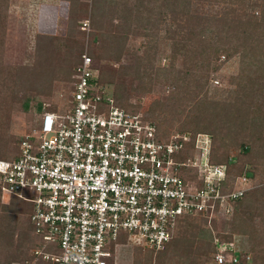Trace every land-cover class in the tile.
Here are the masks:
<instances>
[{
	"label": "built area",
	"instance_id": "obj_1",
	"mask_svg": "<svg viewBox=\"0 0 264 264\" xmlns=\"http://www.w3.org/2000/svg\"><path fill=\"white\" fill-rule=\"evenodd\" d=\"M75 71L68 111L45 110L15 156L0 159L2 201L29 203L42 241L27 264H117L119 250L131 244L158 253L184 220L206 218L212 231L215 215L231 214V201L243 206L252 180L211 163L210 135L160 139L143 109L116 105L87 48ZM214 244L216 264H243L241 238Z\"/></svg>",
	"mask_w": 264,
	"mask_h": 264
},
{
	"label": "trees",
	"instance_id": "obj_2",
	"mask_svg": "<svg viewBox=\"0 0 264 264\" xmlns=\"http://www.w3.org/2000/svg\"><path fill=\"white\" fill-rule=\"evenodd\" d=\"M68 1L70 2L68 36H71L79 23L78 15L87 14V12L86 9L77 12L72 0ZM206 1L236 5L241 8H247L249 5V0ZM92 2L95 6L94 11L98 9L99 4L104 10L100 15L96 11L90 13L92 26L90 33L94 35V43L97 42V37H106V44L109 48L114 47L117 41L123 45L133 31L128 13L120 17L111 16L110 21H107L106 16L110 17L116 5L106 4V1L92 0ZM182 15L185 16V23L180 28L184 30V34L182 39L177 41V51L175 50L171 58L175 61L177 52H181L186 57L185 65L176 72L175 81L170 83L169 102L163 103L158 115L147 114L146 119L156 123L160 139L169 138L170 132L167 130L170 127L168 126L175 123H180L185 127L178 132L180 134L191 133L193 137L197 134L210 135L212 138L211 163L226 165L228 175L233 178L246 174L249 176L253 186L245 193L242 202L247 200L253 202L256 209L245 211L244 207L231 201L232 212L227 217L225 228L222 231L215 230L211 233L213 247L208 252L210 254L208 264H216L214 262L216 249L214 239L226 244L233 243L235 239L242 237H246L247 242L241 239L240 247L243 250L237 253V257L243 261V264H264V21L259 15L251 12H245L241 19L208 18L189 11H185ZM117 19L120 22L118 25H113ZM105 22H108L109 27ZM79 33L87 35L85 32L80 31ZM55 40L57 39L53 36L38 35L39 57L35 65L16 68V91L13 98L22 102L25 110L29 108L30 103L26 97L27 91L33 87V83L45 81L46 77H50L49 84L51 85L55 80L57 71L52 69L51 63L53 62L54 67H58L59 73L64 72L61 75L65 76L64 79L67 81L66 97L71 101L75 70L81 63L86 47L83 42L73 39V45H70L66 53H63L54 47ZM93 46L88 47L87 52L99 71V83L101 85L115 84L114 73H108L99 68L98 59L104 58V55L98 53L97 47ZM122 52H124L123 47L118 49L116 54L105 55V59L120 60ZM236 54L241 56L242 64L246 65V58L250 59L247 68L243 67L239 75L242 80L236 90L229 93L227 100H219L210 96V89L214 87L211 75L218 72L222 64H217L215 61H219L224 55L229 60ZM147 85L140 86L133 91L152 92L153 86L150 80ZM121 89L124 90L123 86L117 85L112 90L116 105L131 112L140 111V105L130 103L129 95H121ZM38 110L41 114L45 110L57 112V106L50 105L43 108L41 104L38 105ZM259 110L263 119L257 118L254 114ZM18 143L13 151L7 152L9 139H1L0 156L2 158L0 159L14 157L18 151ZM193 147L192 144L185 157L193 153ZM248 166H254L255 170L246 172L245 169ZM220 207V203H216V209ZM30 215L31 205L17 196H12L7 203H4L0 185V264H27L33 260L32 251L41 247V238L35 233ZM224 218L226 217L215 215L212 227L214 228L215 223H219L220 219ZM176 240L177 233L164 250L158 253L150 252V254L144 252L149 256V261H145L144 264L152 262L153 259L157 264L159 258H163L161 262L163 263L168 250L176 244ZM247 255L250 256L249 261L246 260ZM198 263L194 260L191 262V264ZM36 264L45 263L39 261Z\"/></svg>",
	"mask_w": 264,
	"mask_h": 264
},
{
	"label": "rangeland",
	"instance_id": "obj_3",
	"mask_svg": "<svg viewBox=\"0 0 264 264\" xmlns=\"http://www.w3.org/2000/svg\"><path fill=\"white\" fill-rule=\"evenodd\" d=\"M64 1H66L63 4L65 6H61V3L58 5L61 8H45L41 4L46 0H0V140L9 139L7 152L13 151L16 143L26 133L40 125L42 114L38 110V105L42 104L43 108L55 105L60 114H65L71 106L70 98L66 97L67 81L64 79L65 76L61 75L64 72L59 73L58 67H54V62L51 66L57 71L55 80L51 85L50 77H46L45 81L33 83V87L27 91L26 97L30 101L27 110L24 109L22 102L13 98L16 91V68L32 67L38 60V35L56 37L54 47L63 53H66L68 47L73 45V39L83 42L87 50L94 45L98 53L104 55V58L98 59L99 68L108 73H114L115 84L107 85L110 90H114L117 85L123 86L121 95H129L130 103L140 105L147 114L158 115L163 103L169 102L170 83L175 81L176 72L185 65L186 57L183 53L177 52L175 61L171 58L175 50L177 51V41H180L184 34L180 26L185 23V16L182 15L185 11L208 18L226 17L228 19H241L245 12H251L259 15L264 21L263 0H249L247 8L210 3L206 0H98L116 5L110 17L106 16L107 21H110L111 16L120 17L128 13V19L131 20L133 28L123 45L117 41L114 47L109 48L106 37H97L98 40L94 43V35L90 33L92 29L90 13L96 11L98 15L102 14L104 10L100 4L94 11L95 6L92 0H72L77 12L86 9L87 14L78 15L77 19L80 20L74 29L75 32L68 36L70 2ZM66 8L68 12L67 10L63 12ZM119 22L117 19L113 25H118ZM85 23H88V26L83 29ZM105 23L109 27L108 22ZM80 31L87 35L79 33ZM121 47L124 52L120 60L105 59L110 53L116 54ZM249 60L246 58V65L242 64L239 54L229 60L226 59V55L221 56L219 61L216 60L217 64H222H220L221 69L211 75L214 87L210 89V96L219 100L229 99V93L235 91L242 80L239 75L243 67L247 68ZM149 80L153 86L152 92L133 91L140 86H148ZM254 114L257 118L263 119L260 110ZM168 127H170L167 130L170 136L180 132L182 128L185 129L180 123ZM245 170L253 171L255 167L248 166ZM6 200L7 198L5 202ZM242 207L245 211L256 209V205L248 200ZM21 210L24 212L23 208ZM227 220V217L220 219L219 223H215L214 228L212 221V231L209 220L206 218L193 217L184 220L182 226H179L176 244L170 247L164 262L161 263L163 258H159L157 264H191L192 260L208 264L210 257L208 252L213 247L211 233L215 230L222 231ZM241 239L247 242L246 237ZM144 252L150 254L149 251H142L132 244L128 245L119 250L116 263L144 264L145 261H149V256ZM155 262L153 259L148 264H155Z\"/></svg>",
	"mask_w": 264,
	"mask_h": 264
},
{
	"label": "crops",
	"instance_id": "obj_4",
	"mask_svg": "<svg viewBox=\"0 0 264 264\" xmlns=\"http://www.w3.org/2000/svg\"><path fill=\"white\" fill-rule=\"evenodd\" d=\"M59 3H61V6H65L63 4L66 3V1H64V0H46V2L43 3L44 5L43 4H41V5H42V7H45V8H47V7H49V8L50 7L61 8L60 6H58ZM67 9L68 8L63 9V12H65ZM67 12H68V10H67Z\"/></svg>",
	"mask_w": 264,
	"mask_h": 264
}]
</instances>
